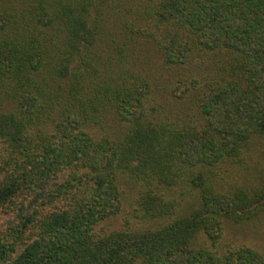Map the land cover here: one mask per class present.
<instances>
[{"label":"trees","instance_id":"1","mask_svg":"<svg viewBox=\"0 0 264 264\" xmlns=\"http://www.w3.org/2000/svg\"><path fill=\"white\" fill-rule=\"evenodd\" d=\"M263 137L264 0H0V264H264Z\"/></svg>","mask_w":264,"mask_h":264},{"label":"rangeland","instance_id":"2","mask_svg":"<svg viewBox=\"0 0 264 264\" xmlns=\"http://www.w3.org/2000/svg\"><path fill=\"white\" fill-rule=\"evenodd\" d=\"M14 1L23 2L24 0ZM156 85L159 90L162 88L163 83L160 79H157ZM165 97L166 101L169 100L167 95ZM218 176L224 181V184L229 185H251L257 180L259 181L260 178H264V137L250 144L241 164L221 166ZM132 208L133 206L128 199H124L121 213L110 221L109 228L120 229L125 223H128L131 227H139L138 221L132 215ZM160 222L162 221L147 223L146 226L155 227ZM238 246L250 247L264 256V214L257 220L243 225L224 224L220 240L215 249L224 250L225 248Z\"/></svg>","mask_w":264,"mask_h":264}]
</instances>
